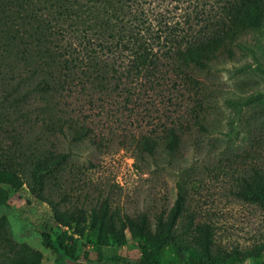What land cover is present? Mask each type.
Returning a JSON list of instances; mask_svg holds the SVG:
<instances>
[{"label":"rangeland","instance_id":"rangeland-1","mask_svg":"<svg viewBox=\"0 0 264 264\" xmlns=\"http://www.w3.org/2000/svg\"><path fill=\"white\" fill-rule=\"evenodd\" d=\"M19 1L0 0V36L23 26L20 59L36 67L29 81L53 71L70 78L64 90L38 94L39 101L26 107L33 119L26 127L0 119V264H25L30 250L40 252L39 264H139L140 234L152 240L155 230L167 236L154 264L199 257L213 264H264V209L248 194L254 180L264 184V21L242 27L232 56L207 66L176 63L157 46V64L136 72L126 48L95 51L75 30L62 31L59 20L43 13L57 3ZM188 4L146 5L151 17L174 22ZM80 8L94 37L120 18L112 0H81ZM2 45L0 69L7 62L1 56L6 39ZM61 53L75 63L64 67L61 58L58 64ZM43 54L52 57L40 69ZM57 101L60 114L86 128L84 138L75 139L68 124L64 133L36 119L44 103ZM170 127L181 136L176 151L162 141ZM145 135L158 140L154 153L141 148ZM46 148L67 157L42 176L39 190L35 167ZM3 168L15 174L16 186L2 181ZM236 248L249 253L244 260L233 257Z\"/></svg>","mask_w":264,"mask_h":264},{"label":"trees","instance_id":"trees-1","mask_svg":"<svg viewBox=\"0 0 264 264\" xmlns=\"http://www.w3.org/2000/svg\"><path fill=\"white\" fill-rule=\"evenodd\" d=\"M80 1L52 0L54 5L57 3V7L46 6L47 8L43 10V13L59 20L61 24L59 28L62 31L68 28L75 30L76 36L95 51L97 46L110 48L116 45L126 48L130 51L132 65L136 67V72H140L141 69L149 65L157 64L159 59L157 46L163 48L166 52H170L173 61L176 63H193L202 67L207 66L221 55L232 56L233 49L231 46L242 27L259 26L264 21V0H187L189 4L186 8V15H183L182 20L174 22H169L167 19L161 21L162 19L158 20L151 17L148 13L150 6L146 4H151L152 0H112L115 5L116 13L114 14L120 16L118 20L115 19L114 22L107 24L109 29L105 32L111 30L112 36L106 37L104 32L94 37L89 32L87 19H84L82 15ZM0 21L4 23L3 20ZM21 27L19 25L16 28L10 26L5 31L9 34L0 36V45L6 39L9 46L6 49L3 47L1 53V56L6 58L7 62L0 69V72H4L0 76V84L3 89V94L0 95L3 99L0 102V119L8 120L12 124H16L18 121L26 127L27 124L33 121L29 115L30 110H27L26 107L33 105L37 100L39 101L38 94L48 93L51 95L67 88L68 82L64 84V81H66L64 78H70V74L67 72H65L66 74H55L56 71H53L47 77L45 75L41 78V74H38L36 76L38 77L37 82H30L31 76L36 72V67H33L32 63L28 62L26 58L20 59L24 55V49L20 48L21 39L25 36V33L21 36L18 34ZM16 40H21L20 44ZM62 56L65 55L62 53L59 55L60 62L58 64L61 63V58L64 67H69L70 64L75 63L73 57L65 56L66 58H64ZM14 57L20 59H18V63L9 61L10 58L13 59ZM51 57L44 55L46 60L43 62L41 59L43 63L40 69L48 64ZM23 83L26 86H23ZM44 105L40 107V116L36 118L40 120L41 124L50 128L58 125L59 130L64 133L65 124H68L70 128L73 126L76 129L75 139L77 140L87 135L85 127H75L72 119L59 113L58 101L54 105L47 103H44ZM16 128L17 126L14 127V130ZM13 135L10 138H13ZM162 138L166 149L176 151L179 148L181 136L175 130V127L166 128ZM139 141L141 148L149 153H154L159 144L156 138L151 139L147 135L141 137ZM41 153L45 155L35 167V177L39 190H43L42 176L49 175L55 166L67 157L65 153L57 155L54 150H48V148ZM1 178L2 181L16 186L15 174L7 168H3ZM253 184L256 185V188L251 189L248 194L253 200L259 202L264 209V184L261 179L254 180ZM172 224V222H169L166 230H169ZM140 228L142 232L143 228ZM159 233L158 230H155L152 240L145 238L142 233L140 234L143 255L139 264H154L158 247L163 242V238L167 236V234ZM46 240L49 245L54 246L49 235ZM63 253L73 256V253L68 249H63ZM248 254L242 253L236 248L233 257L237 260H244ZM23 259L25 264H39L41 254L37 250L26 251L23 254ZM184 264L213 263L211 258L204 260L199 257L189 259Z\"/></svg>","mask_w":264,"mask_h":264}]
</instances>
